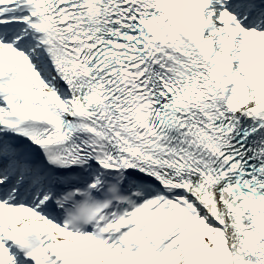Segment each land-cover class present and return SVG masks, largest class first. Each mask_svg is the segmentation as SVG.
I'll return each instance as SVG.
<instances>
[{
    "label": "snow or ice",
    "instance_id": "6c2138e0",
    "mask_svg": "<svg viewBox=\"0 0 264 264\" xmlns=\"http://www.w3.org/2000/svg\"><path fill=\"white\" fill-rule=\"evenodd\" d=\"M0 264H264V0H0Z\"/></svg>",
    "mask_w": 264,
    "mask_h": 264
}]
</instances>
